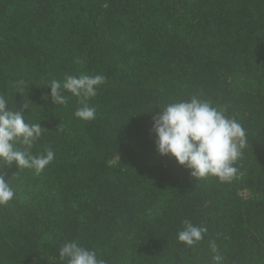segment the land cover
I'll use <instances>...</instances> for the list:
<instances>
[{
    "label": "trees",
    "instance_id": "1",
    "mask_svg": "<svg viewBox=\"0 0 264 264\" xmlns=\"http://www.w3.org/2000/svg\"><path fill=\"white\" fill-rule=\"evenodd\" d=\"M81 74L106 78L89 122L70 93L43 99ZM0 95L47 130L32 154L55 153L0 170V264H61L66 241L107 264H213L210 241L223 264H264V0H0ZM192 96L246 130L231 183L155 151L152 116ZM186 219L208 229L192 248Z\"/></svg>",
    "mask_w": 264,
    "mask_h": 264
},
{
    "label": "clouds",
    "instance_id": "2",
    "mask_svg": "<svg viewBox=\"0 0 264 264\" xmlns=\"http://www.w3.org/2000/svg\"><path fill=\"white\" fill-rule=\"evenodd\" d=\"M106 82L103 75H66L63 82L52 80L46 87L52 104H66L70 93L77 98L79 107L74 116L89 122L96 118V109L88 101L97 95V89ZM47 131L40 123L29 124L19 110L8 105L0 95V170L11 167L42 172L55 158L48 149L33 155V145ZM155 135V151L159 156H171L178 165L190 170L195 179L215 177L222 183H231L238 173L234 165L247 145L245 128L235 118H230L220 107L207 100L192 96L167 104L152 116L150 129ZM23 145V148L17 147ZM14 190L0 171V206L14 198ZM204 225H195L190 220L182 221L177 233L178 242L192 248L198 245L207 233ZM213 264H223L224 255L215 241L209 242ZM61 264H107L95 249L82 246L77 241H66L58 250Z\"/></svg>",
    "mask_w": 264,
    "mask_h": 264
}]
</instances>
